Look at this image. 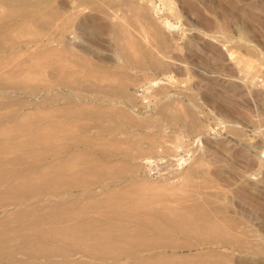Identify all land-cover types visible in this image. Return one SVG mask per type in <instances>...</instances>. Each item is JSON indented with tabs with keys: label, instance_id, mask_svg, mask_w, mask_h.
I'll return each mask as SVG.
<instances>
[{
	"label": "rangeland",
	"instance_id": "obj_1",
	"mask_svg": "<svg viewBox=\"0 0 264 264\" xmlns=\"http://www.w3.org/2000/svg\"><path fill=\"white\" fill-rule=\"evenodd\" d=\"M41 1L39 11L54 8L73 17V39L65 45L86 65L66 63L84 73L83 81L39 99L18 94L4 100L91 107L95 114L78 116L79 123L95 127L96 138L124 142L121 155L96 150V161L124 165L115 184L161 183L165 200H197L218 220L231 221L229 238L217 243L170 232L191 250L118 255L207 252L223 255L222 264H264V0H145L144 14L161 30L160 39L136 19L129 7L136 0ZM121 30L146 41L163 68L127 52L117 39ZM132 120L139 125L127 124ZM105 190L96 185V197Z\"/></svg>",
	"mask_w": 264,
	"mask_h": 264
},
{
	"label": "bare ground",
	"instance_id": "obj_2",
	"mask_svg": "<svg viewBox=\"0 0 264 264\" xmlns=\"http://www.w3.org/2000/svg\"><path fill=\"white\" fill-rule=\"evenodd\" d=\"M1 2L6 7L0 8V264H122L130 259L132 264H148L150 259L154 264H222L223 255L207 252L162 253L149 259L118 255L191 250L188 241H175L170 232H183L201 244L217 243L229 238L231 221L218 220L197 200H165L158 194L161 183L115 184L112 178L126 172L124 165L96 161V150L121 155L126 153L124 142L96 138L95 127L79 123L78 116L95 114L91 107L54 108L45 99L4 100L18 94L39 99L56 88L74 89L84 73L66 62L86 64L65 45L74 35L71 15L54 8L41 12V0ZM129 7L154 39L163 37L144 14L145 0ZM117 39L127 43V52L163 68L146 41L126 30ZM127 124L139 125L136 120ZM98 184L107 188L100 197Z\"/></svg>",
	"mask_w": 264,
	"mask_h": 264
},
{
	"label": "crops",
	"instance_id": "obj_3",
	"mask_svg": "<svg viewBox=\"0 0 264 264\" xmlns=\"http://www.w3.org/2000/svg\"><path fill=\"white\" fill-rule=\"evenodd\" d=\"M136 252V251H135ZM156 257V256H155ZM152 258H154V257H152ZM149 259V258H148ZM155 263V261L153 260V259H150V262L148 263V264H154Z\"/></svg>",
	"mask_w": 264,
	"mask_h": 264
}]
</instances>
